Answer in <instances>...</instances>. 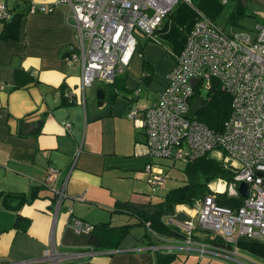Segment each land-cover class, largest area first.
<instances>
[{
  "label": "crops",
  "instance_id": "crops-1",
  "mask_svg": "<svg viewBox=\"0 0 264 264\" xmlns=\"http://www.w3.org/2000/svg\"><path fill=\"white\" fill-rule=\"evenodd\" d=\"M55 1L0 0L8 11L21 13L17 38H0V192L9 195L6 203L11 206L19 200L12 195H23L27 201L19 206L18 213L30 220L25 230L16 228L17 211L0 200V264H53L35 261L51 246L62 253H91L58 264H152L154 257L146 252L155 250L144 244L146 225L141 236L130 235L129 231L117 249L90 252L79 250L88 246V233L75 230L68 220L75 216L89 225L101 221L112 225L135 223L134 217L116 209L117 202L162 199L151 192L145 172L150 163L155 170L162 168L147 157L144 130L129 119L128 113L134 104L147 107L157 102L173 56L158 77L157 55L144 46L140 56L134 58L135 49L129 64L116 72L124 75L117 89L110 81L97 80L84 90L81 100V68L68 60L69 50L77 41L75 31L65 21L66 17L73 21L69 7L61 4L51 12L28 11L31 4ZM191 3L215 20L225 13L229 22L247 15L255 24L264 13V0ZM167 20L166 16L158 28ZM2 25L0 21V32ZM135 34L137 46L141 37L153 43L160 41L138 31ZM143 61L151 65V77L147 79ZM16 69L32 76L24 87H14ZM142 85L150 90L143 98ZM70 91L72 99L67 97ZM48 167L59 170L55 186L67 181L68 197L56 218L51 212L53 193L43 185ZM77 193H84V199L74 200ZM129 217L135 221L128 222Z\"/></svg>",
  "mask_w": 264,
  "mask_h": 264
},
{
  "label": "built area",
  "instance_id": "built-area-1",
  "mask_svg": "<svg viewBox=\"0 0 264 264\" xmlns=\"http://www.w3.org/2000/svg\"><path fill=\"white\" fill-rule=\"evenodd\" d=\"M178 2L195 10V22L174 58L157 102L147 107L132 105L128 117L143 128L145 151L150 158L186 161L208 155L221 161L233 175L229 180L212 181L209 192L195 199L191 206L175 205L174 212L166 214L163 220L181 231L182 240L158 237L161 242L151 245V249L178 248L187 254L193 252L199 257H220L242 264L236 247L239 238L264 243V13L254 24L251 36L246 32H227L196 9L191 0H57L31 4L28 11L51 12L61 4L69 7L73 21L68 17L65 21L75 31L77 41L69 50L68 60L80 65L78 88L83 100L86 88L97 80L110 81L116 71L129 64L138 44L135 33L154 37L156 29ZM9 16L5 4L0 3V19ZM191 79H195L193 84ZM212 79L231 96V113L219 133L190 112L195 97L201 96L200 87L205 85L209 89ZM73 95L72 91L67 93L70 99ZM203 98L206 102L207 97ZM69 127L68 124L66 129ZM75 160L76 156L69 171ZM145 172L152 193L163 187L162 170H155L150 163ZM58 175L57 168L48 167L43 181L53 193L54 218L68 197L66 179L59 186L54 184ZM241 183L246 185L245 195L239 191ZM221 195L240 197V204L234 208L223 205L218 201ZM72 198L81 201L84 193ZM68 223L77 231L90 229L89 224L75 216H70ZM208 233L224 244L206 241L204 235ZM86 254L91 253H62L51 246L35 261L58 264L63 259Z\"/></svg>",
  "mask_w": 264,
  "mask_h": 264
},
{
  "label": "trees",
  "instance_id": "trees-1",
  "mask_svg": "<svg viewBox=\"0 0 264 264\" xmlns=\"http://www.w3.org/2000/svg\"><path fill=\"white\" fill-rule=\"evenodd\" d=\"M8 13L10 14L9 19H0L3 23L0 38L4 40L16 39L19 31L21 13L14 10H10ZM208 16L214 19L212 16ZM167 17L169 19L167 23L161 28H157L154 37H151L150 40H156L158 37L160 41H168L173 48L174 61L175 56L183 48L187 35L195 22L196 12L189 5L178 2L174 9L167 14ZM143 67L148 74L145 79L150 78L152 73L151 65L143 61ZM14 75L15 88L24 87L32 80L31 74L23 69H16ZM123 78L124 75L120 77L115 73L109 83L117 89L119 81L122 83ZM230 113L231 96L221 90L217 80L212 79L207 92L206 106L199 110L194 117L208 128L219 133L224 130ZM183 173L185 176L184 183L168 189L160 201L139 203L132 201L117 202L115 205L116 209L134 217L136 222L112 225L110 221H101L90 224V229L87 232L89 235L88 246L79 250L95 252L117 249L122 239L135 224L147 226L148 232L145 234L146 238L144 239L146 240L144 241L146 245L156 244L149 236V232L164 240L174 239L176 242H180L183 238L181 231L176 227L166 224L163 217L166 214L173 213L177 204L184 203L191 206L195 199L209 192L208 185L215 179L223 178L229 180L233 175L232 171L225 167L221 161L208 155L186 160ZM7 196L9 195L0 192V200L7 207L17 211L14 226L25 230L30 220L18 213V208L27 200L23 195H12L18 197L19 200L17 204L11 206L6 203ZM240 200V197H226L224 195H221L218 199L221 204L232 208L237 207L240 204ZM204 239L215 244H224L220 238L210 233L205 234ZM236 247H241L256 255L264 256V243L260 240L239 238L236 241ZM176 256L177 254L174 251H156V261L161 264H170Z\"/></svg>",
  "mask_w": 264,
  "mask_h": 264
},
{
  "label": "rangeland",
  "instance_id": "rangeland-1",
  "mask_svg": "<svg viewBox=\"0 0 264 264\" xmlns=\"http://www.w3.org/2000/svg\"><path fill=\"white\" fill-rule=\"evenodd\" d=\"M228 7L229 5L226 6V8ZM216 19L217 20L215 21L221 26H223V28L227 32H232V31L246 32L249 33L251 36L254 35L253 32L254 21L250 16L244 15L241 18L236 17L229 22L227 19V15H225L224 13L223 15H221ZM141 38H142L141 43L139 44L137 50L134 53V58L137 55H139V53L141 52L144 46H146V50L150 47L149 50L152 51L151 53L157 55L159 59L157 71H158V77H160L162 72L171 64V58L173 56V48L166 40L153 43L146 41L144 37ZM140 89H141L140 96H142V98L147 96V94L149 93L148 91H150L149 88L144 85H142ZM207 92L208 89L205 87V85H202V87H200L199 94L203 97H207ZM153 162H156V165L162 168V174H163L162 176H164L165 178L163 187H160L153 192L155 195L162 198L168 189L184 183L185 176L183 173V168L185 161L183 159H178L173 161L172 159L154 158ZM127 221L133 222L135 221V219L129 217L127 218ZM121 222H126V221H121ZM144 231L145 228L143 225H134L131 227L129 234L138 237L141 236L144 233ZM173 251L176 252L177 256L170 264H236L235 262H231L229 260H225L220 257H207V256L199 257V255L193 252L187 254L185 251L178 248L174 249ZM146 253L151 254L154 257L152 264H161L156 261V251L148 250ZM237 255L242 258L243 261L242 264H264V256L256 255L255 253L241 247L237 248Z\"/></svg>",
  "mask_w": 264,
  "mask_h": 264
},
{
  "label": "water",
  "instance_id": "water-1",
  "mask_svg": "<svg viewBox=\"0 0 264 264\" xmlns=\"http://www.w3.org/2000/svg\"><path fill=\"white\" fill-rule=\"evenodd\" d=\"M194 81H195V79H191L190 83L193 84ZM205 106H206V102H204V98L202 96H196L195 100H194V102L190 108V112L192 114H196L199 110H201ZM34 125L37 128L39 123L36 122V123H34ZM24 128L28 130L29 125L25 124ZM245 189H246L245 183H241L240 187H239V191L242 195H245ZM148 234L154 240L155 243L161 242V240L157 236H155L153 233L149 232Z\"/></svg>",
  "mask_w": 264,
  "mask_h": 264
}]
</instances>
